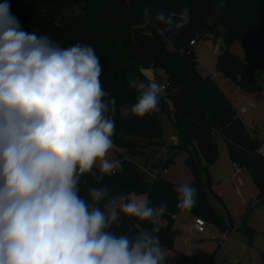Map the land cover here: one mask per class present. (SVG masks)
I'll return each mask as SVG.
<instances>
[{
	"label": "clouds",
	"instance_id": "clouds-1",
	"mask_svg": "<svg viewBox=\"0 0 264 264\" xmlns=\"http://www.w3.org/2000/svg\"><path fill=\"white\" fill-rule=\"evenodd\" d=\"M155 22L163 25L161 34L186 28L190 8L178 16L161 9ZM143 23H153L150 8ZM102 72L90 44L64 47L27 32L10 5L0 4V264H166L156 222L167 202L154 207L134 193L113 194L108 185L88 187L87 199L81 195L84 177L99 185L123 170L108 158L117 109ZM127 83L138 95L121 116L142 119L159 111L163 84L132 76ZM257 154L264 155V145ZM174 191L178 209L195 206L190 184ZM121 216L154 227L117 234L112 228Z\"/></svg>",
	"mask_w": 264,
	"mask_h": 264
},
{
	"label": "trees",
	"instance_id": "trees-1",
	"mask_svg": "<svg viewBox=\"0 0 264 264\" xmlns=\"http://www.w3.org/2000/svg\"><path fill=\"white\" fill-rule=\"evenodd\" d=\"M5 2L23 30L50 36L64 47L76 42L90 44L100 57L102 86L117 109L113 144L121 148L118 161L123 170L105 176L99 185L90 175L84 177L87 184L81 185L83 197L88 198V187L108 185L113 194L134 193L154 207L167 202V211L160 217L165 222L157 220L156 223L161 246L172 248L175 240L172 223L180 211L176 207L174 186L179 183L167 180L160 171L155 177L148 176L140 164L141 159L148 170L166 169L178 150L193 147L211 179L209 169L219 155L214 141V131L218 130L224 136L230 159L250 172L259 189L257 198L264 199V155L257 154L263 141L249 131L234 103L213 76L202 73L193 49L187 51L192 48L190 40L206 31L222 36L225 47L217 54L216 67L234 77L243 90L259 91L262 84L254 74L258 72L259 63L253 51L264 56V0H225L219 10L215 6L220 0H0V4ZM76 5L82 8L80 13L74 12ZM186 5L190 8L187 27L161 34L158 28L163 25L155 22V14L163 9L166 14L178 16ZM146 7L153 14L150 25L143 23ZM236 39L248 51L243 57L229 48ZM145 68L166 74L164 82L168 85L159 111L142 119L130 114L121 116L120 109L126 105L130 108L138 95L135 89L128 87L127 80L132 76L149 81L143 72ZM163 114L171 118L178 142L168 144L167 157L161 161L157 153L165 144ZM187 162L194 172L188 184L197 190V202L188 211L220 226L223 222L208 198L207 184L201 179L192 154ZM121 221L120 226L112 228L117 234H135L139 228L151 230L154 227L152 223L138 224L123 216ZM182 259L183 264L198 263L190 255H183Z\"/></svg>",
	"mask_w": 264,
	"mask_h": 264
},
{
	"label": "rangeland",
	"instance_id": "rangeland-1",
	"mask_svg": "<svg viewBox=\"0 0 264 264\" xmlns=\"http://www.w3.org/2000/svg\"><path fill=\"white\" fill-rule=\"evenodd\" d=\"M80 5L74 7L75 13H80ZM196 43L191 44L194 55L204 75L211 74L218 85L230 97L238 114L245 122L249 131L264 142V56L253 51L258 61V72L255 76L262 84V89L256 92L243 90L236 79L216 67L217 54L225 47L223 38L213 32L206 31L195 37ZM230 50L240 57L247 54V49L239 40L230 45ZM184 49V48H183ZM144 74L158 83L166 79V74L154 68L143 69ZM218 72V74H214ZM169 106L172 102L168 99ZM161 120L164 126L165 144L159 148L157 157L162 161L167 157V146L178 142L177 132L168 114H163ZM214 141L219 155L213 170L209 169L211 179L203 167V160L193 147L178 150L173 159L164 169H159L162 176L174 183H189L194 172L187 159L193 155V161L200 170L201 179L207 184V195L216 213L223 222L220 226L204 217L203 231L195 227V216L188 210L176 213L172 223L175 240L172 248L162 247L166 264H183V255L197 259V264H263L264 263V199L259 200L258 186L247 169H237L228 163V151L224 136L220 131H214ZM121 148L113 144L108 158L118 160ZM140 164L146 170V163ZM154 173H156L154 171ZM148 176H154L147 172ZM161 223L165 220L158 219Z\"/></svg>",
	"mask_w": 264,
	"mask_h": 264
},
{
	"label": "built area",
	"instance_id": "built-area-1",
	"mask_svg": "<svg viewBox=\"0 0 264 264\" xmlns=\"http://www.w3.org/2000/svg\"><path fill=\"white\" fill-rule=\"evenodd\" d=\"M190 43H191V44H195V43H196L195 38L192 39V40H190ZM214 74H218V72H214ZM162 84L164 85V87H166V86L168 85V82L166 81V82H163ZM262 145H264V142L261 143V145L258 147V149L261 148ZM145 169H146V168H145ZM146 171H147V172L150 171V173H151L152 175H154L153 177H155V176L158 175V171H156V170L151 171V170L146 169ZM154 171H155L156 173H154ZM164 171H166V169H164ZM204 225H205V220H204V218H203V217H199V216H197V217L195 218V227H196V229H197L198 231H203V230H204Z\"/></svg>",
	"mask_w": 264,
	"mask_h": 264
},
{
	"label": "crops",
	"instance_id": "crops-1",
	"mask_svg": "<svg viewBox=\"0 0 264 264\" xmlns=\"http://www.w3.org/2000/svg\"><path fill=\"white\" fill-rule=\"evenodd\" d=\"M227 156H228V158H227L228 163H230L231 165H233V167H236L237 169H240V170H241V169H244L243 167H240V166H238L236 163H234V162L230 159L229 154H228ZM216 161H217V160H216ZM216 161H215V163H216ZM215 163L212 164V165L210 166L211 171L213 170Z\"/></svg>",
	"mask_w": 264,
	"mask_h": 264
}]
</instances>
